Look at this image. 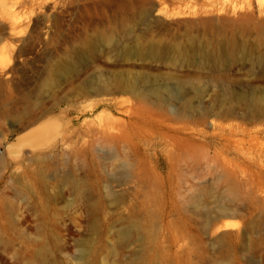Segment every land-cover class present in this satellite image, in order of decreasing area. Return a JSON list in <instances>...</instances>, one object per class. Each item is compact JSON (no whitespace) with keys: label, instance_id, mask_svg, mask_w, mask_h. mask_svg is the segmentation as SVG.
<instances>
[{"label":"rangeland","instance_id":"obj_1","mask_svg":"<svg viewBox=\"0 0 264 264\" xmlns=\"http://www.w3.org/2000/svg\"><path fill=\"white\" fill-rule=\"evenodd\" d=\"M262 94L264 0H0V264H264Z\"/></svg>","mask_w":264,"mask_h":264},{"label":"bare ground","instance_id":"obj_2","mask_svg":"<svg viewBox=\"0 0 264 264\" xmlns=\"http://www.w3.org/2000/svg\"><path fill=\"white\" fill-rule=\"evenodd\" d=\"M43 83L47 86H50L52 83V78L50 76L45 77ZM250 101L255 108L260 109V111L264 110V94L258 97L254 95ZM145 108L142 107L141 109L145 110ZM230 132L235 134L239 132H245V129L242 126H236L235 128L230 129ZM59 135H60L59 124L54 120L52 121L49 120L42 128H36L28 135L19 137L16 141L12 142L8 146V148H10V150L13 152H17L21 150L23 145H30L31 147H39V148L44 147L50 144V142L56 139Z\"/></svg>","mask_w":264,"mask_h":264},{"label":"built area","instance_id":"obj_3","mask_svg":"<svg viewBox=\"0 0 264 264\" xmlns=\"http://www.w3.org/2000/svg\"><path fill=\"white\" fill-rule=\"evenodd\" d=\"M0 151H1V149H0Z\"/></svg>","mask_w":264,"mask_h":264}]
</instances>
